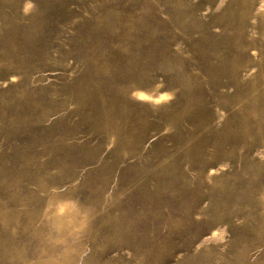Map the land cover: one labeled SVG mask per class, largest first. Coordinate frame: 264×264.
<instances>
[{"label":"rangeland","instance_id":"obj_1","mask_svg":"<svg viewBox=\"0 0 264 264\" xmlns=\"http://www.w3.org/2000/svg\"><path fill=\"white\" fill-rule=\"evenodd\" d=\"M0 264H264V0H0Z\"/></svg>","mask_w":264,"mask_h":264}]
</instances>
